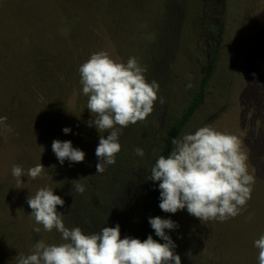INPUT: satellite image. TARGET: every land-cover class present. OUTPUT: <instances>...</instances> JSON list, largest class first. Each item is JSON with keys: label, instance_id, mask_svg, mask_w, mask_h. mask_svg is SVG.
<instances>
[{"label": "rangeland", "instance_id": "374dc122", "mask_svg": "<svg viewBox=\"0 0 264 264\" xmlns=\"http://www.w3.org/2000/svg\"><path fill=\"white\" fill-rule=\"evenodd\" d=\"M67 44L81 52L67 58L56 51ZM101 50L113 60L126 63L135 57L147 66L146 80L158 82L157 96L166 102L158 99L145 121L122 129L116 163L96 174L95 149L99 135L106 138L107 133L87 126L91 114L83 109L77 88L67 90L64 101V117L74 125L70 137L62 131L65 124L54 125L49 115L39 116L43 126L36 125L32 104L23 100L35 95L43 101L42 96L55 94L24 86L46 79V74L32 73L34 64L47 67L45 56L37 54L60 58L64 72L67 61L74 63L73 72L64 75L80 83L79 66ZM208 68L204 100L176 138L205 125L237 135L255 183L251 199L234 218L200 221L186 209L172 214L178 227L171 237L181 264H258L254 241L264 234V0H0V116L6 96L18 99L15 136L9 138L8 113L6 126L0 125V264H16L15 257L29 254L38 240L62 242L55 229L47 232L36 224L26 202L45 186L64 200L57 211L64 214L66 227L92 233L118 223L121 238L143 241L152 182L145 176L171 144V125ZM36 128L43 130L45 149L28 146L35 142ZM22 135L29 137L25 143L18 141ZM54 139L71 141L85 153L84 161L61 165L51 149ZM137 147L144 150L143 158L135 155ZM39 163L45 169L33 180L27 171ZM13 165L25 173L19 188ZM78 179L83 194L71 182Z\"/></svg>", "mask_w": 264, "mask_h": 264}, {"label": "clouds", "instance_id": "9594fccd", "mask_svg": "<svg viewBox=\"0 0 264 264\" xmlns=\"http://www.w3.org/2000/svg\"><path fill=\"white\" fill-rule=\"evenodd\" d=\"M78 72L82 93L88 98L86 108L91 114L86 124L95 127L98 133H107L106 138L99 135L95 149L96 174H102L107 166L116 163L122 129L145 121L158 99L161 105L166 101L157 96L158 82L146 80L147 66H142L135 57L124 63L101 50L91 54ZM186 87L191 88L192 84ZM6 120L7 117L0 116V125L6 126ZM7 130L11 131L10 127ZM62 131L68 134L71 128ZM171 144V152L167 156L159 155L150 167V174L145 176V180L158 182L159 208L171 214L186 209L200 221L223 222L239 215L251 199L255 183L239 137L205 125L180 138H172ZM51 149L61 165L65 160L79 163L85 158V153L74 148L69 140L54 139ZM134 153L141 158L145 155L140 147ZM44 169L39 163L28 169L27 176L34 180ZM11 174L19 188L24 170L13 165ZM79 181L71 182L75 191L83 194L85 187ZM26 202L36 224L47 232L55 229L62 242L49 244L38 240L29 254L19 253L15 257L16 264H181V257L175 252L176 244L165 231L178 227L170 218H148L151 229L163 243L152 235L141 241L129 236L121 238L118 223L92 233H85L80 227H66L64 214L57 211V206L63 207L65 202L47 186L29 195ZM33 230L40 232L39 227ZM254 247L258 249V264H264V234L254 241Z\"/></svg>", "mask_w": 264, "mask_h": 264}, {"label": "trees", "instance_id": "16d2710c", "mask_svg": "<svg viewBox=\"0 0 264 264\" xmlns=\"http://www.w3.org/2000/svg\"><path fill=\"white\" fill-rule=\"evenodd\" d=\"M65 2H61L60 4L63 6ZM39 49V48H37ZM56 51L61 53V55L66 56L67 58H72L75 53H80L81 50L78 52L74 47H72L70 44H67L66 46H60V47H55ZM42 52V51H40ZM75 52V53H74ZM37 53V52H36ZM68 55V56H67ZM38 57L45 56L47 59V67L46 69L42 68L41 63L40 64H34L32 73L38 72L42 74H46V79L43 81H39L38 79H31V82L25 83V87L30 88V85L36 88L37 90H42L45 88L46 91H48L51 94V96L44 97L45 99L42 101L39 98L33 96H27L28 98H25L23 100V103L25 105V102L28 101L29 103L32 104V109L34 110L35 114V121L34 123L36 125H42L43 123L41 122L44 119V116L46 117L49 115L51 117V121L54 125L63 122L65 124V127L71 128V132L68 134H65L66 137L72 136V132L74 130V125L72 124V120L68 119L67 117H64L68 111L66 110L65 107V99H66V94L67 90H69L71 87H76L77 91H79V94L82 96V104L85 106L86 110V104H87V97L82 93V85L79 83V80H74L67 75H64V73L69 74L72 73L73 71L70 69L75 68V64L69 61L68 64L66 65L67 69L66 71H61L60 67L63 66L61 65V62L59 61L60 58H55L52 55L49 54H37ZM39 62V59H38ZM41 62V61H40ZM37 73V74H38ZM63 76H59V75ZM211 76V69L208 68L205 72V74L202 76L200 84L195 91V93L192 95L190 98L187 106L183 109V111L180 113L178 118L172 123L171 125V136H170V141L172 138H176L181 131L184 129L185 125L187 122L195 115L197 109L200 107L204 100L205 96V88L207 85V82ZM48 77V78H47ZM44 87V88H42ZM37 94V93H36ZM14 96H6L4 99V103L2 104V109L4 112L3 115L6 116L7 113L11 117V121L8 124V128L10 127L11 131L9 133V138H12L10 135L13 137L15 136L13 133V125H16L15 119H18V113L16 109L14 110L13 108L16 106L18 103L16 100L17 98H13ZM5 105V106H4ZM39 116L42 120H39ZM69 122L67 123V119ZM36 136H34V143L32 145L28 144L30 147H36V146H41L45 147V142L43 139V130L37 129ZM19 139V137H18ZM22 140H18L21 143H25L29 137L21 136ZM62 141V140H61ZM1 144V143H0ZM171 144H168L165 148V151L163 155L167 156L171 152ZM45 149V148H44ZM46 151V150H45ZM47 154V152H46ZM155 216H160L162 218H170L172 220V214L171 213H165L159 208V190H158V182L154 183L151 182L150 188H149V195L147 199V209L146 213L143 218V237L144 240L147 238L148 235H152L153 239L163 243V241L159 240V237H156L154 231L151 229L149 223H148V218L149 217H155ZM168 235H172V230H165ZM172 238V237H171Z\"/></svg>", "mask_w": 264, "mask_h": 264}]
</instances>
